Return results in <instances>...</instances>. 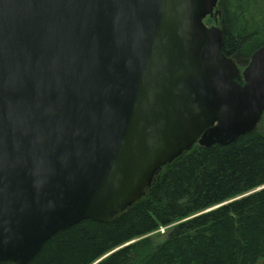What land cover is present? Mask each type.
<instances>
[{
  "label": "water",
  "instance_id": "obj_1",
  "mask_svg": "<svg viewBox=\"0 0 264 264\" xmlns=\"http://www.w3.org/2000/svg\"><path fill=\"white\" fill-rule=\"evenodd\" d=\"M217 1L0 0V261L264 123V44L240 70L204 23Z\"/></svg>",
  "mask_w": 264,
  "mask_h": 264
},
{
  "label": "trees",
  "instance_id": "obj_2",
  "mask_svg": "<svg viewBox=\"0 0 264 264\" xmlns=\"http://www.w3.org/2000/svg\"><path fill=\"white\" fill-rule=\"evenodd\" d=\"M218 5L222 52L242 69L264 44V0H218ZM179 220L164 239L143 237ZM262 258L260 121L230 143L192 145L165 164L122 213L57 231L27 264H256Z\"/></svg>",
  "mask_w": 264,
  "mask_h": 264
},
{
  "label": "rangeland",
  "instance_id": "obj_3",
  "mask_svg": "<svg viewBox=\"0 0 264 264\" xmlns=\"http://www.w3.org/2000/svg\"><path fill=\"white\" fill-rule=\"evenodd\" d=\"M219 5H217L215 8H214V15L215 17L218 18L215 20V24L216 26H219V22H220V15H219ZM248 63V62H247ZM244 67V66H243ZM242 67V69H243ZM182 221V220H181ZM180 220L179 221H175L171 224H168L166 226H161L159 227L158 229L152 231V232H149L147 233L145 236L143 237H150V238H158V239H164L165 236L167 235V233L169 232V230H171L175 225H177L179 222H181ZM140 239V238H139ZM256 264H264V258L258 260V262Z\"/></svg>",
  "mask_w": 264,
  "mask_h": 264
},
{
  "label": "flooded vegetation",
  "instance_id": "obj_4",
  "mask_svg": "<svg viewBox=\"0 0 264 264\" xmlns=\"http://www.w3.org/2000/svg\"><path fill=\"white\" fill-rule=\"evenodd\" d=\"M218 18V16H217ZM214 15V10L212 11L211 14L206 15L204 18V23L206 26L211 27V26H216L215 20L217 19ZM217 27V26H216Z\"/></svg>",
  "mask_w": 264,
  "mask_h": 264
}]
</instances>
